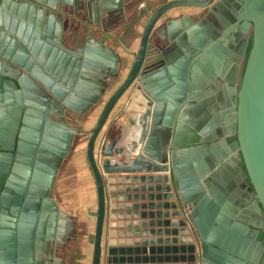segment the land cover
Segmentation results:
<instances>
[{
	"label": "water",
	"instance_id": "1",
	"mask_svg": "<svg viewBox=\"0 0 264 264\" xmlns=\"http://www.w3.org/2000/svg\"><path fill=\"white\" fill-rule=\"evenodd\" d=\"M76 1L0 0V20L64 77L37 83L25 53L13 58L18 75L3 74L0 59V264H65L59 249L78 230L53 184L82 125L63 115L84 116L101 100L85 142L97 202L90 264H264V0H231L232 9L223 0H152L125 29L131 46L103 30L83 60L60 50L57 11ZM80 1L91 4L95 22L84 21L97 28L100 13L124 5ZM233 40L239 81L222 116L227 130L212 137L189 120L205 106L198 96L222 79L220 51Z\"/></svg>",
	"mask_w": 264,
	"mask_h": 264
},
{
	"label": "flooded vegetation",
	"instance_id": "2",
	"mask_svg": "<svg viewBox=\"0 0 264 264\" xmlns=\"http://www.w3.org/2000/svg\"><path fill=\"white\" fill-rule=\"evenodd\" d=\"M17 2L18 4L23 1L27 0H11V2ZM152 0H124V5L121 8L120 11L113 14L112 17H108L106 15H103L100 13L99 20L97 23L99 24V27H89L88 24L84 20H89L91 22H95L92 19L93 10L92 6L89 2L82 3L80 0H77L73 5L69 4H60L57 16L59 20L62 23L63 27V33L61 35V43L67 46L66 51L64 49H60L63 52L68 53V50L75 52L81 60H83V52L85 49V45L88 41H91L93 38L101 39L105 34L102 33L103 30L105 33H109L111 36L119 38L121 45L123 46H131L130 42H125L124 39L127 36L125 33V29L127 26L129 27H136L139 20H142L145 16H138L141 11L144 10V5L146 3H150ZM226 6L230 9H232L235 5L231 3V0H223ZM231 3V4H230ZM222 8V6H221ZM3 11L0 10V18L3 17ZM142 25L140 27L142 28ZM89 27V29H88ZM17 30H12L9 27H6L4 22L0 20V52L3 54H0V59L3 61V65L1 68L2 73H15L18 75V72L21 69L20 65L17 64L13 58L19 57L22 55V53H25L26 56L24 57V60H22V66H29V69L32 71H35L37 74L35 81L39 84H42V82H54V79L61 78L63 81V76H61V70L60 67L57 65V63L53 62L50 65L47 64L46 60L42 57L41 51L36 50L34 51L31 48V45L29 41L25 40L23 36H20L17 34ZM113 40V39H112ZM111 39L106 37L105 42L108 44L113 45L114 43H110ZM250 42L248 44L247 50L249 48ZM175 45L172 44V48ZM116 50H120L119 46H114ZM74 56V55H72ZM23 79V77L21 78ZM0 81L2 83V86L4 87V82L6 81L5 75H0ZM103 100L99 101V103L95 104L89 109V112L82 116L77 113H74L73 111H67L63 115V120H65L68 123H75L72 119L73 117L76 118L77 121H79V124L81 126V133L75 134L73 138V142L71 144L70 150L66 158L63 160L58 173L62 170L63 166L66 163V160L68 159L72 147L75 144V141L83 140L86 142L87 137L89 135V128L93 124L92 122L95 121L96 115L99 112L101 106L103 105ZM92 113V117H88V122L86 120L83 121L82 119L88 114ZM71 115V116H70ZM79 119V120H78ZM85 122V124H84ZM82 123V124H81ZM92 123V124H91ZM86 124L88 126H86ZM85 137V138H84ZM76 148V147H75ZM84 148V157L85 156V144L83 145ZM87 161V159H86ZM88 165V163H87ZM89 167V165H88ZM90 169V168H89ZM91 172V170H90ZM57 173V176H58ZM92 175V173H91ZM55 177V181L56 178ZM93 177V176H92ZM7 177L6 175L0 176V193L3 190L4 182L6 181ZM247 180V179H246ZM54 181L53 184V194L55 195L58 192V189L56 190V183ZM78 230V228H77ZM80 235V231L78 230L76 238H71L67 241V245L64 248L59 249V253H62L66 249L70 248L72 241H77L78 237ZM258 238H262V234H258Z\"/></svg>",
	"mask_w": 264,
	"mask_h": 264
},
{
	"label": "crops",
	"instance_id": "3",
	"mask_svg": "<svg viewBox=\"0 0 264 264\" xmlns=\"http://www.w3.org/2000/svg\"><path fill=\"white\" fill-rule=\"evenodd\" d=\"M196 21L195 19H192ZM204 23L202 20H199ZM208 30V29H206ZM210 35H214V30L209 28L207 31ZM223 48L228 49L229 53L220 51L227 61L222 65V79L217 78L212 81L209 85V94L199 95L198 98L205 102L204 108H198L197 114L192 115V119L189 120V124L196 131L207 127L208 132L213 135L212 137L218 136L219 131L225 132L226 123L225 119L222 120V116L229 113L228 102L234 100L235 91L237 89V83L239 81V73L235 72L234 59L236 55H239V40L234 41L233 45L225 42ZM241 57V55H239ZM239 60V59H238ZM240 64L243 59L240 58ZM219 112V120L214 111ZM203 113V112H205ZM200 119V120H199ZM94 123V121L92 122ZM91 123V124H92ZM227 139V142L235 140L234 135L231 133H225L222 136ZM227 164L230 165L231 161H234L231 151H226L224 158ZM67 167L78 169L75 174H67L65 181L69 184L62 185L58 192L54 195L60 207L67 212L71 213L75 219L77 228L80 231V235L77 241H72L70 248L66 249L60 255L64 258L65 264H90L92 258V235L95 226L96 217V190L94 180L91 175L90 169L87 165V161L83 156L73 157L71 161L67 163ZM231 167V166H230ZM103 264V262H101Z\"/></svg>",
	"mask_w": 264,
	"mask_h": 264
},
{
	"label": "rangeland",
	"instance_id": "4",
	"mask_svg": "<svg viewBox=\"0 0 264 264\" xmlns=\"http://www.w3.org/2000/svg\"><path fill=\"white\" fill-rule=\"evenodd\" d=\"M9 107L11 108L12 106L9 105ZM6 111H7V119H6V121H8V123L10 122V124H11V123H13L12 122L13 119L10 116L11 115V110L8 108ZM75 143H77V145L76 146H75V144L73 145L72 151H71L68 159L66 160L65 165L63 166L62 170L58 173V176H57L56 181H55V183H56V190L58 188H60L62 185H64V183L67 184V185L69 184L68 181H65L64 180L65 177H67V174H69V172L71 171V168L70 167H67V163L69 161H71L73 157L75 158L78 155L79 156H83V153H84L83 152L84 151L83 145L85 144V142L83 140H79L78 142L75 141ZM77 171L79 172L78 169L72 168L71 174H75Z\"/></svg>",
	"mask_w": 264,
	"mask_h": 264
},
{
	"label": "trees",
	"instance_id": "5",
	"mask_svg": "<svg viewBox=\"0 0 264 264\" xmlns=\"http://www.w3.org/2000/svg\"><path fill=\"white\" fill-rule=\"evenodd\" d=\"M248 49H249V48H248ZM247 53H248V50H247ZM247 53H246V54H247ZM233 138H235V136H234ZM247 180H248V179H247ZM247 180H246V181H247Z\"/></svg>",
	"mask_w": 264,
	"mask_h": 264
}]
</instances>
